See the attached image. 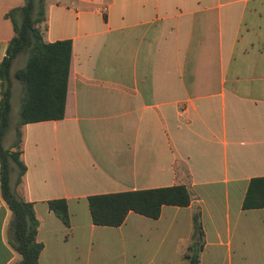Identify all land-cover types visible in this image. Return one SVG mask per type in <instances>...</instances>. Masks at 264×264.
<instances>
[{
	"label": "crops",
	"instance_id": "obj_1",
	"mask_svg": "<svg viewBox=\"0 0 264 264\" xmlns=\"http://www.w3.org/2000/svg\"><path fill=\"white\" fill-rule=\"evenodd\" d=\"M24 2L0 0V63L15 35L6 14ZM43 37L73 51L65 117L21 128L15 188L40 220L41 264H187L198 206L202 264H264V208L243 209L264 176V0H49ZM178 184L191 205L93 223L90 195ZM11 217L0 185V264L21 258Z\"/></svg>",
	"mask_w": 264,
	"mask_h": 264
},
{
	"label": "trees",
	"instance_id": "obj_2",
	"mask_svg": "<svg viewBox=\"0 0 264 264\" xmlns=\"http://www.w3.org/2000/svg\"><path fill=\"white\" fill-rule=\"evenodd\" d=\"M6 18L11 20L15 35L0 63L1 193L12 212L9 223L11 243L21 254L16 264H41L40 254L44 243L38 239L40 220L34 204L21 197L15 188L21 183L27 169L22 159L20 128L17 129L18 140L12 146L5 144L7 132L12 124L13 78L23 84L19 125L64 118L73 44L70 39L53 42L44 40L42 24L46 19L45 0H25L24 5L7 12ZM24 53L28 54L25 66L12 73L14 60ZM192 202V193L185 184L88 196L93 223L102 226L122 225L130 211L158 219L164 205L185 207ZM48 205L64 225L69 227L70 212L67 199H51ZM255 208H264V176L250 180L243 200V209ZM205 242L202 211L198 206L193 212L192 241L185 253L188 264H202Z\"/></svg>",
	"mask_w": 264,
	"mask_h": 264
},
{
	"label": "rangeland",
	"instance_id": "obj_3",
	"mask_svg": "<svg viewBox=\"0 0 264 264\" xmlns=\"http://www.w3.org/2000/svg\"><path fill=\"white\" fill-rule=\"evenodd\" d=\"M48 1L49 0H45V4L46 5H47ZM24 4H25V2H24ZM42 29H43V24H42ZM27 57H28V54L24 53V54L19 55L14 60L13 67H12V73H14L19 68L25 66L26 61H27ZM22 98H23V84L18 79L13 78V88H12V103H13L12 124H11V127L9 128V130L7 132V135H6V138H5L6 146H12V144L18 140L17 129L20 128V130H21V128H22V126L19 125V117H20V108H21ZM220 204H222V206H224V209H225L224 196H223V199H222ZM191 241H192V239H190V242ZM190 242H189V244H190ZM187 246H188V244L183 246V248H184L183 252H185V253H186ZM130 250H132V248L131 249L129 248V250L127 252H130ZM109 251L111 253V258L113 260H115V256L120 255L122 253V251H123L122 244L120 242H118L117 245L113 246ZM184 259L186 260L185 257H184ZM186 262H187V260H186ZM187 264H188V262H187Z\"/></svg>",
	"mask_w": 264,
	"mask_h": 264
}]
</instances>
